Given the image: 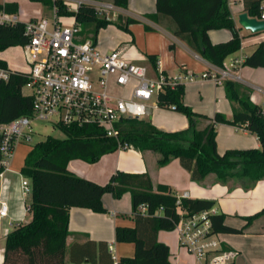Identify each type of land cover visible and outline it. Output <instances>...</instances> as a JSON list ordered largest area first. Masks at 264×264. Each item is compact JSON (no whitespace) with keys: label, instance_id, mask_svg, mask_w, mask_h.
<instances>
[{"label":"trees","instance_id":"16d2710c","mask_svg":"<svg viewBox=\"0 0 264 264\" xmlns=\"http://www.w3.org/2000/svg\"><path fill=\"white\" fill-rule=\"evenodd\" d=\"M32 1L51 5L56 17L73 16L81 26L80 34L83 31L90 34L88 39L96 45L100 29L114 25L130 32L129 26L138 21L122 14H117L115 19H106L86 2H81L73 10L64 0ZM258 1L243 0L244 11L250 16H258ZM127 2L112 0L113 5L122 8L127 7ZM0 8L16 12L17 4L7 2L0 4ZM155 14L171 19L175 24L174 34L216 67H224L225 58L241 47L242 36L227 0H155ZM145 28L149 29L148 26ZM221 28L230 31L229 39L211 42L208 31ZM27 41L24 21L0 24V51L21 46ZM241 65L264 67V41L257 43ZM0 67H7L2 59ZM27 82V72L16 69L10 70L7 80H0V122L32 113L31 96L21 91ZM221 84L232 106L231 117L221 112L212 116L196 112L183 100L185 89L182 83L165 85L157 93V106L176 110L188 118V126L177 131L161 130L149 119L136 117H124L117 122L118 138L107 136L103 129L92 124L55 125L63 137L47 135L36 141L24 158L20 172L31 182V197L27 206L31 219L16 224L6 234L2 264H113L114 259L105 241L87 240L67 245L69 209L79 206L95 212H107L102 194L109 193L113 198H120L125 192L131 194L134 225L116 226L115 239L132 242L134 253L121 257L117 264H176L169 258V246L157 239L158 231L174 229L180 216L178 207L184 215H190L211 208L214 205L212 200L182 197L178 203L177 196L165 186L154 190L147 173L116 171L106 184L97 186L69 173L66 167L72 159L93 163L103 154L117 150L118 143H127L139 152L151 150L157 153L158 166L177 158L193 181L201 182L207 175L213 174L216 182L226 184L230 180H245L243 186L247 189L252 187L264 178V112L261 106L251 101L249 88L242 83L225 78ZM219 123L245 128L256 135L260 147L227 149L218 153L215 137ZM142 204L147 205L146 213L140 210ZM159 207H162L161 211ZM261 213L264 210L246 216V224ZM210 221L215 234L241 233L243 230L225 224L224 215L220 212L211 214ZM222 248L228 249L225 246Z\"/></svg>","mask_w":264,"mask_h":264},{"label":"crops","instance_id":"0c3cea01","mask_svg":"<svg viewBox=\"0 0 264 264\" xmlns=\"http://www.w3.org/2000/svg\"><path fill=\"white\" fill-rule=\"evenodd\" d=\"M100 1L112 3V0ZM7 2H16L18 5V0H0V4ZM227 4L242 38L250 36L249 31L241 27L237 21L238 14L244 12L243 0H227ZM46 6L54 11L51 5L46 4ZM15 13L18 19L24 22L44 16L40 13L28 19H21V10L18 6ZM115 14H122L138 21L129 26L132 32H125L114 25L102 28H108L109 43L108 41L101 43L100 48L96 42L100 50L120 49L127 59L145 65L150 76H154L157 72H162L168 77H176L188 72L195 74L196 78L183 83L184 102L196 112L207 116L221 112L231 117L232 106L226 97L223 85L210 78L200 77L202 72L216 66L205 60L181 37L174 34L175 24L171 19L155 14V0H128L126 8L115 6ZM208 36L213 43L221 42L229 39L230 31L225 28L212 29L208 31ZM246 55L242 47L225 58L224 66L229 68L232 59ZM149 56L153 58L150 59ZM0 59L5 61L1 57V51ZM7 67L16 69L8 65ZM229 71L231 79L249 88L251 101L264 107V67L239 65L234 69L229 68ZM144 118L149 119L153 125L164 131H177L188 126V118L184 114L170 108L156 106L153 102L149 103L148 113ZM215 142L216 150L220 154L227 149L260 147L256 135L245 128L227 123L217 124ZM157 159L158 154L151 150L139 152L127 147L105 153L93 163L82 159H72L67 163L66 170L97 186L106 184L116 171L147 173L154 190L165 186L177 197L212 200L215 210L223 213L225 224L243 229L241 233L216 234L221 245L235 253L234 264H264V213L248 224L245 221L246 216L264 210V178L248 189L243 186L245 180L240 182L230 180L223 184L216 182L213 174L207 175L201 182H196L191 179L190 173L181 166L177 158H172L163 166L157 165ZM101 199L107 212H95L79 206L70 207L67 245L73 242L83 243L87 240L105 241L114 259L113 264H117L121 257H129L134 253L132 242L115 239L116 226L132 227L134 225L131 194L125 192L120 198H113L109 193H103ZM17 218H19L18 223L28 222L31 214L27 212L24 216ZM12 229V222L4 224L0 218V264L4 258L5 236ZM157 239L169 246V258L172 262L198 264L195 257L180 246L174 230H159ZM65 260L68 262L67 257Z\"/></svg>","mask_w":264,"mask_h":264},{"label":"built area","instance_id":"2783aa9c","mask_svg":"<svg viewBox=\"0 0 264 264\" xmlns=\"http://www.w3.org/2000/svg\"><path fill=\"white\" fill-rule=\"evenodd\" d=\"M91 4L96 13L106 19H115V5L100 0H77ZM259 15L264 20V0L258 1ZM15 12L0 8V24H15ZM81 26L74 17L70 23H62L54 17L42 16L24 22V34L28 41L21 45L26 52L28 82L32 88V113L11 121L0 122V178L10 168L14 150L21 141H31L32 119H53L54 125L92 124L104 130L107 136L118 138L116 124L124 117L144 118L149 103L156 106V95L165 85L191 81L197 76L183 73L168 77L162 72L150 76L145 65L127 59L124 53L114 48L102 51L91 39L76 42ZM264 41V32L241 39L242 48L247 42ZM245 56L232 59L229 68L242 64ZM229 68H212L200 74L217 83L231 78ZM8 67H0V80L9 77ZM264 112V107H261ZM127 143H118V149L127 148ZM24 193L31 192L27 179L21 181ZM178 203L180 198L177 197ZM27 209V207H26ZM143 213L147 205H140ZM159 211L162 207H159ZM179 219L175 223L180 246L197 260L198 264H221L233 262L235 253L223 249L212 232L210 215L217 211L212 206L190 215L178 207ZM8 215V205L0 199V218ZM116 264V263H114Z\"/></svg>","mask_w":264,"mask_h":264},{"label":"rangeland","instance_id":"374dc122","mask_svg":"<svg viewBox=\"0 0 264 264\" xmlns=\"http://www.w3.org/2000/svg\"><path fill=\"white\" fill-rule=\"evenodd\" d=\"M70 9L76 8L78 6L77 0H64ZM18 7H20L21 19H28L31 16L39 15L43 13L51 26V22L54 20L55 11L51 7L46 6L42 1H32V0H18ZM57 19L62 23H70L73 21V16H58ZM246 30V29H245ZM243 30L244 32H246ZM107 29H101L97 32L96 42L101 46L106 41L109 43V36L107 34ZM130 32L131 29H130ZM247 34V32H246ZM90 34L83 31L76 38V42H83L88 39ZM249 36H245L247 38ZM257 42H247L243 46V51L247 54L256 47ZM239 53V52H238ZM237 53V54H238ZM1 57L5 60L6 64L12 68L26 70V52L21 46H11L7 47L1 51ZM148 66V64H147ZM24 95H29L32 92V88L26 84L21 89ZM31 127L33 129L32 140L31 141H21L14 150V155L10 168L6 170L2 177L0 178V199L5 201L8 205V215L1 218L4 224L8 222L13 223V227L18 223L19 216H24L28 212L26 207L30 201L31 193H24L21 181L29 178L24 176L20 169L23 166L24 158L32 145L47 135H52L54 137H63V133L54 125L53 119H32Z\"/></svg>","mask_w":264,"mask_h":264},{"label":"water","instance_id":"95a60500","mask_svg":"<svg viewBox=\"0 0 264 264\" xmlns=\"http://www.w3.org/2000/svg\"><path fill=\"white\" fill-rule=\"evenodd\" d=\"M237 21L241 27L248 30L252 35L264 32V20L249 16L245 11L238 14Z\"/></svg>","mask_w":264,"mask_h":264}]
</instances>
